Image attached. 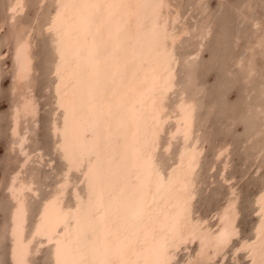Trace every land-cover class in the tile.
Wrapping results in <instances>:
<instances>
[{
	"label": "bare ground",
	"instance_id": "bare-ground-1",
	"mask_svg": "<svg viewBox=\"0 0 264 264\" xmlns=\"http://www.w3.org/2000/svg\"><path fill=\"white\" fill-rule=\"evenodd\" d=\"M50 3L44 22L53 52L50 126L64 168L28 233V198L37 189L34 178L21 176L34 153L22 123L37 102L26 85L11 114L10 145L24 155L7 184L12 264H30L42 244L50 245L51 264H221L238 234V199L226 201L214 224L193 213L203 152L196 103L185 91L170 102L177 43L190 31L180 7L173 0ZM24 8L25 0H10V20ZM32 29H18L14 86L32 74ZM175 139V155L164 165L161 154ZM225 152L220 146L216 157ZM256 204L254 234L234 250L246 252V264H264V187ZM194 242V251L176 261L178 250Z\"/></svg>",
	"mask_w": 264,
	"mask_h": 264
},
{
	"label": "rangeland",
	"instance_id": "rangeland-1",
	"mask_svg": "<svg viewBox=\"0 0 264 264\" xmlns=\"http://www.w3.org/2000/svg\"><path fill=\"white\" fill-rule=\"evenodd\" d=\"M173 1L185 15L182 19L190 31L177 43L180 59L170 102L182 91L194 98L195 129L203 143L193 213L214 224L217 211L230 197H237L238 234L225 248L221 264H246V252L236 255L234 250L242 239L254 234L259 217L256 197L264 187V0ZM9 2L0 0V264H12L9 222L13 200L7 184L24 155L10 145L11 114L12 105L26 85L37 102L35 115L24 118L22 123L28 129L26 147L34 153L21 176L34 178L37 189L28 198V233L42 200L52 192L64 168L50 126L54 109L50 71L53 52L44 22L51 3L25 0L22 13L10 20ZM24 24L33 28V70L26 82L14 86L13 52L18 29ZM178 145L179 140L175 139L170 151L162 152L164 165L172 161ZM222 145L226 152L217 158L216 151ZM195 245L182 246L176 261L194 251ZM49 249V244H42L31 254L30 264H51Z\"/></svg>",
	"mask_w": 264,
	"mask_h": 264
}]
</instances>
